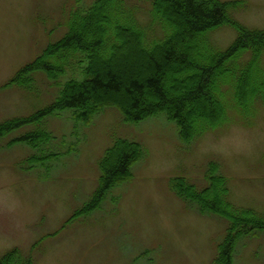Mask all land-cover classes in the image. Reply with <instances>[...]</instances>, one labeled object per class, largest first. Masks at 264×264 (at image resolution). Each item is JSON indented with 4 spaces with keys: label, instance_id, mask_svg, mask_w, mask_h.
<instances>
[{
    "label": "rangeland",
    "instance_id": "374dc122",
    "mask_svg": "<svg viewBox=\"0 0 264 264\" xmlns=\"http://www.w3.org/2000/svg\"><path fill=\"white\" fill-rule=\"evenodd\" d=\"M93 1L0 0V121L31 113L50 102L65 79L83 77L82 60L54 78L36 70L27 86L8 82L66 31L74 10ZM122 6L136 10L146 39L163 36L164 25L149 22L151 0H123ZM234 16L264 28V0H243ZM235 34L223 24L209 35L224 47ZM130 45L120 52L124 60L137 56ZM191 107L205 111V102L199 98ZM233 126L246 131L250 154L224 158L200 152L204 141L219 142ZM37 127L50 133L37 147L14 139ZM117 137L139 141L142 153L130 175L85 210L99 184V161ZM211 162L227 178L228 199L264 219V105L251 111L233 107L225 121L190 140L180 137L176 122L163 111L130 121L113 104L87 121L74 118L66 107L20 124L0 134V256L15 247L13 264H220L228 219L200 212L170 185L173 176L206 184ZM232 264H264V226L236 238Z\"/></svg>",
    "mask_w": 264,
    "mask_h": 264
},
{
    "label": "trees",
    "instance_id": "16d2710c",
    "mask_svg": "<svg viewBox=\"0 0 264 264\" xmlns=\"http://www.w3.org/2000/svg\"><path fill=\"white\" fill-rule=\"evenodd\" d=\"M122 3L94 0L74 10L66 31L16 70L8 82L27 86L36 78V70L54 78L85 61L82 78L65 79L57 95L31 113L0 121V134L66 107L72 108L74 118L87 121L102 106L113 104L130 121L163 111L176 122L180 137L190 140L225 121L233 107L251 111L264 105V28L249 27L234 16L243 0H151L149 22L164 25L159 24L165 33L150 40L136 10H125ZM223 24L232 26L236 34L226 46L217 47L209 34ZM186 40L189 43L183 44ZM128 41L137 56L124 60L120 52ZM192 77L191 85L186 81ZM199 98L205 102V111L191 107ZM14 139L37 147L50 139V133L37 127ZM113 141L99 161V184L85 210L128 177L131 164L142 153L137 140L117 137ZM217 168L216 162L210 163L204 185L185 176L171 177L170 185L200 212L228 219L217 261L232 264L236 238L264 226V219L228 199L227 178ZM17 251L15 247L6 250L0 264H13Z\"/></svg>",
    "mask_w": 264,
    "mask_h": 264
},
{
    "label": "clouds",
    "instance_id": "9594fccd",
    "mask_svg": "<svg viewBox=\"0 0 264 264\" xmlns=\"http://www.w3.org/2000/svg\"><path fill=\"white\" fill-rule=\"evenodd\" d=\"M252 148L253 145L246 131L239 126H233L229 135L222 138L219 142L210 139L204 141L200 146V152L202 154H216L224 158H231L250 154Z\"/></svg>",
    "mask_w": 264,
    "mask_h": 264
}]
</instances>
